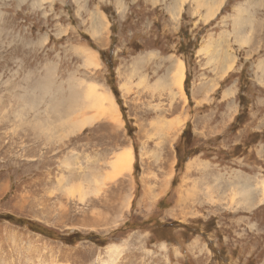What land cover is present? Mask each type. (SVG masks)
Returning <instances> with one entry per match:
<instances>
[{
	"label": "rangeland",
	"instance_id": "1",
	"mask_svg": "<svg viewBox=\"0 0 264 264\" xmlns=\"http://www.w3.org/2000/svg\"><path fill=\"white\" fill-rule=\"evenodd\" d=\"M0 264H264V0H0Z\"/></svg>",
	"mask_w": 264,
	"mask_h": 264
},
{
	"label": "bare ground",
	"instance_id": "2",
	"mask_svg": "<svg viewBox=\"0 0 264 264\" xmlns=\"http://www.w3.org/2000/svg\"><path fill=\"white\" fill-rule=\"evenodd\" d=\"M178 86H179V89H180V92H182V87H183V80H184V76H182L180 73H179V76H178ZM102 97V96H101ZM99 98V97H98ZM105 97H102V100H101V105H102V103H104L103 101H105ZM111 100V99H110ZM109 100V101H110ZM111 105L112 106H110V107H112V109H113V106H114V102L112 101L111 102ZM116 105V104H115ZM104 106V105H103ZM116 107V106H115ZM114 111V110H113ZM132 159H133V153H132V151L130 150H128V152L127 153H125V154H123V155H121L120 157H118L117 158V163H115L114 164V166L117 168V169H119L120 170V172L123 170L124 171V169H130L131 168V166H132ZM123 171H122V173H123ZM225 187V186H224ZM255 197V193H253V195L251 196V199L250 200H252V198H254Z\"/></svg>",
	"mask_w": 264,
	"mask_h": 264
},
{
	"label": "trees",
	"instance_id": "3",
	"mask_svg": "<svg viewBox=\"0 0 264 264\" xmlns=\"http://www.w3.org/2000/svg\"><path fill=\"white\" fill-rule=\"evenodd\" d=\"M105 56V53L104 51L102 52V57L104 58ZM111 72H112V81H111V84H112V88L115 92V94H118L119 90H118V86L117 84H115V80H114V77H115V72H114V69L111 67ZM186 133V132H185ZM9 218H11V216H8ZM35 228V227H34Z\"/></svg>",
	"mask_w": 264,
	"mask_h": 264
}]
</instances>
